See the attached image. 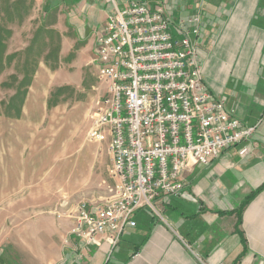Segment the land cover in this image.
Here are the masks:
<instances>
[{
  "label": "rangeland",
  "instance_id": "374dc122",
  "mask_svg": "<svg viewBox=\"0 0 264 264\" xmlns=\"http://www.w3.org/2000/svg\"><path fill=\"white\" fill-rule=\"evenodd\" d=\"M91 23L44 0H0V264L56 257L76 205L116 194L108 139L88 136L107 96Z\"/></svg>",
  "mask_w": 264,
  "mask_h": 264
},
{
  "label": "built area",
  "instance_id": "2783aa9c",
  "mask_svg": "<svg viewBox=\"0 0 264 264\" xmlns=\"http://www.w3.org/2000/svg\"><path fill=\"white\" fill-rule=\"evenodd\" d=\"M101 1L108 9L93 61L107 96L88 136L108 139L116 194L103 204L79 202L69 234L86 245L104 236L114 246L134 225L136 208L154 210L158 197L183 191L181 174L190 162L208 164L244 142L239 152L246 153L258 122L241 124L204 83L198 40L206 16L200 1L177 16L165 2Z\"/></svg>",
  "mask_w": 264,
  "mask_h": 264
},
{
  "label": "crops",
  "instance_id": "0c3cea01",
  "mask_svg": "<svg viewBox=\"0 0 264 264\" xmlns=\"http://www.w3.org/2000/svg\"><path fill=\"white\" fill-rule=\"evenodd\" d=\"M100 1L44 3L63 7L78 28L84 19L103 28L108 8ZM143 1L165 2L181 15L201 2L204 83L241 124L258 122L257 129L244 154L239 150L245 142L223 149L208 164L190 162L181 174L183 191L158 197L154 210L136 208L134 225L116 245L104 236L86 245L68 232L66 247L44 264H264V0H222L214 9L204 0L188 7L187 0Z\"/></svg>",
  "mask_w": 264,
  "mask_h": 264
}]
</instances>
